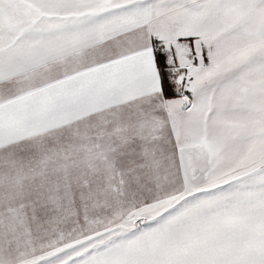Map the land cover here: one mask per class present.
<instances>
[{"label":"snow or ice","instance_id":"obj_1","mask_svg":"<svg viewBox=\"0 0 264 264\" xmlns=\"http://www.w3.org/2000/svg\"><path fill=\"white\" fill-rule=\"evenodd\" d=\"M0 264H264V0H0Z\"/></svg>","mask_w":264,"mask_h":264}]
</instances>
